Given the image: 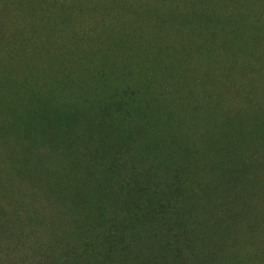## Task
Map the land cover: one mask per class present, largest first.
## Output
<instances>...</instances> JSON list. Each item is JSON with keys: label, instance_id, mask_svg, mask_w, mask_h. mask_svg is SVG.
Returning <instances> with one entry per match:
<instances>
[{"label": "rangeland", "instance_id": "1", "mask_svg": "<svg viewBox=\"0 0 264 264\" xmlns=\"http://www.w3.org/2000/svg\"><path fill=\"white\" fill-rule=\"evenodd\" d=\"M22 1L1 5L8 8L0 36L1 201L43 211L45 227L49 212L70 205L50 208L26 178L32 168L44 185L66 160L48 144H24V109L38 111L39 101L57 112L73 104L87 110L116 100L121 110L108 112L114 122L132 137L136 126L142 131L124 146L123 172L160 170L164 154L178 160V148L190 145L181 135L173 141L170 126L204 129L191 158L209 167L244 162L253 181L250 209L264 222V0H34L25 8ZM126 111L135 122L123 125L119 112ZM79 161L83 171L93 163L90 155ZM240 243L241 257L228 251L232 263L264 264V223L244 224Z\"/></svg>", "mask_w": 264, "mask_h": 264}, {"label": "trees", "instance_id": "2", "mask_svg": "<svg viewBox=\"0 0 264 264\" xmlns=\"http://www.w3.org/2000/svg\"><path fill=\"white\" fill-rule=\"evenodd\" d=\"M3 1L0 36L5 34L2 17L8 12L1 7ZM33 1L24 0L20 6ZM77 31L85 34L82 26ZM24 76L30 81L27 73ZM37 107L19 116L24 144H48L66 161L61 169L54 168L56 173L51 172L44 185L32 168L24 170L26 178L34 190L43 191L50 208L59 202L70 205L62 212H49L50 225L45 227L43 211L20 212L0 200V264H244L232 263L228 251L234 248L241 257L244 224L264 223L250 209L253 181L242 161L209 167L191 158L192 148L198 149L206 138L204 129L192 134L185 125L170 126L172 140L181 135L190 148H178V160L164 154L163 166L155 172L146 167L125 168V173L120 158L130 151L126 144L142 131L136 126L132 137L114 122L108 112L121 110L119 102L107 100L87 110L73 104L59 112L47 102L37 101ZM198 110L193 103V113ZM119 113L123 125L135 122L131 113ZM31 148L26 147L28 157ZM108 154L112 160L104 165ZM83 155L93 161L86 171L79 161ZM4 179L0 176L3 187Z\"/></svg>", "mask_w": 264, "mask_h": 264}]
</instances>
